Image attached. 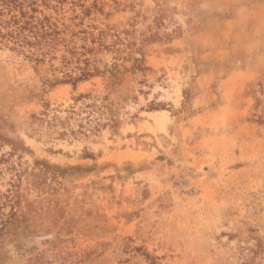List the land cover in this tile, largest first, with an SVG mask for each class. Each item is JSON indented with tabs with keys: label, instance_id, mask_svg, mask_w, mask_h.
Listing matches in <instances>:
<instances>
[{
	"label": "rangeland",
	"instance_id": "rangeland-1",
	"mask_svg": "<svg viewBox=\"0 0 264 264\" xmlns=\"http://www.w3.org/2000/svg\"><path fill=\"white\" fill-rule=\"evenodd\" d=\"M31 1L66 41L0 46V264H264V0Z\"/></svg>",
	"mask_w": 264,
	"mask_h": 264
},
{
	"label": "trees",
	"instance_id": "trees-1",
	"mask_svg": "<svg viewBox=\"0 0 264 264\" xmlns=\"http://www.w3.org/2000/svg\"><path fill=\"white\" fill-rule=\"evenodd\" d=\"M38 8L31 0H0V46L8 47L18 54L36 63L42 61L44 52H39L45 46H52L66 41L61 37L63 33L57 25L47 16L39 18L36 14ZM71 51V48H68ZM41 53V54H40ZM66 59V57H65ZM80 74L70 75V79L78 81L93 75V68L80 67ZM96 69V68H94ZM46 114V113H45ZM71 110L68 118L75 115ZM59 117L56 116L55 119ZM60 119V118H59ZM264 123V116L260 121ZM64 124V120H59ZM85 126L80 125L79 130H71L73 133H85ZM10 141L0 133V143ZM7 192L0 191V243L11 235L10 226L18 221L17 206L19 184H11ZM10 207V208H9ZM7 208V210H6Z\"/></svg>",
	"mask_w": 264,
	"mask_h": 264
}]
</instances>
